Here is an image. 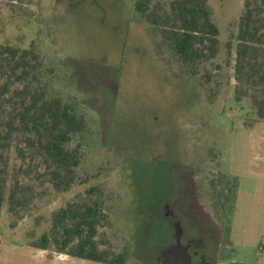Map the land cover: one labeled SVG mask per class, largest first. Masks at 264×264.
<instances>
[{
    "label": "rangeland",
    "instance_id": "374dc122",
    "mask_svg": "<svg viewBox=\"0 0 264 264\" xmlns=\"http://www.w3.org/2000/svg\"><path fill=\"white\" fill-rule=\"evenodd\" d=\"M245 1L207 0L219 52L196 76L136 12L135 0H0V44H34L53 70L51 91L77 102L91 135L70 191L38 183L20 220L4 205L0 264H98L29 246L52 212L91 186L103 191L108 216L99 240L127 252L125 264L177 259L165 251L177 232L171 221L180 225L182 244L200 239L190 225H200L210 242L220 240L214 264H264V121L250 92L241 87L237 97L234 71ZM233 179L228 226L222 216L230 202L219 195ZM190 192L199 193L201 216L180 213Z\"/></svg>",
    "mask_w": 264,
    "mask_h": 264
},
{
    "label": "trees",
    "instance_id": "16d2710c",
    "mask_svg": "<svg viewBox=\"0 0 264 264\" xmlns=\"http://www.w3.org/2000/svg\"><path fill=\"white\" fill-rule=\"evenodd\" d=\"M135 10L192 75L218 55L219 30L207 0H135ZM235 40L236 95L241 87L250 92L255 115L264 121V0L245 1ZM52 72L34 44L28 49L0 44V218L6 205L7 215L22 219L38 183L56 193L70 191L85 159L88 122L77 102L68 103L51 91ZM203 77L210 80L209 74ZM11 154L18 163L12 168ZM224 185L229 193L219 196L230 202L229 214L222 216L229 226L237 180ZM104 204L103 191L91 186L85 196L52 212L48 229L29 246L98 264H125L127 252L116 253L99 240L98 230L108 221Z\"/></svg>",
    "mask_w": 264,
    "mask_h": 264
},
{
    "label": "flooded vegetation",
    "instance_id": "af4514ba",
    "mask_svg": "<svg viewBox=\"0 0 264 264\" xmlns=\"http://www.w3.org/2000/svg\"><path fill=\"white\" fill-rule=\"evenodd\" d=\"M189 177L190 176H187V178ZM193 185L196 186L195 183H193ZM198 199H200L199 193L190 192L189 194H187L184 201L185 208L180 212L181 215H191L193 217L201 216V214L204 213V210L202 209L203 206ZM207 210L210 211L209 209ZM209 214H211L212 216L215 215V212L213 213L210 211ZM171 226L174 227L175 230L177 229V232L174 236L173 244L169 245V247H167L165 251H168L169 253H176L178 257L177 259L171 258L164 261H160L154 258L152 259V264H214L215 257L218 253L217 251H219L218 249L220 248V240L216 242H210V240L208 239V235L202 232L200 225H190V229H192L191 231L198 228V231L200 232V239L197 242H195L194 240H188L185 244H182V231L180 230L179 223L177 221H171ZM211 232L209 233L210 236Z\"/></svg>",
    "mask_w": 264,
    "mask_h": 264
}]
</instances>
